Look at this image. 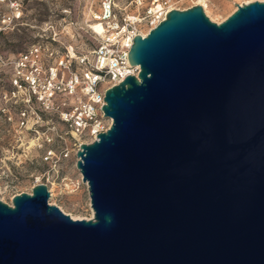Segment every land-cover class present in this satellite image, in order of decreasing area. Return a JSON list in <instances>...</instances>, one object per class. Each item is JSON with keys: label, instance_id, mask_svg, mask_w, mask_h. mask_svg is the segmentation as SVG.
I'll return each instance as SVG.
<instances>
[{"label": "water", "instance_id": "1", "mask_svg": "<svg viewBox=\"0 0 264 264\" xmlns=\"http://www.w3.org/2000/svg\"><path fill=\"white\" fill-rule=\"evenodd\" d=\"M127 62L75 153L92 217L43 184L0 201V264H264V1L170 10Z\"/></svg>", "mask_w": 264, "mask_h": 264}, {"label": "rangeland", "instance_id": "2", "mask_svg": "<svg viewBox=\"0 0 264 264\" xmlns=\"http://www.w3.org/2000/svg\"><path fill=\"white\" fill-rule=\"evenodd\" d=\"M117 19L136 16L140 22L136 31L144 33L152 17L146 14L163 2V10H186L201 6L205 16L216 24L222 23L238 5L264 0H111ZM101 0H0V201L10 205L12 196L30 193L36 182L45 183L48 204L56 206L71 219H89L92 211L88 192L75 168L76 157L59 158V149L69 146V135L62 140L52 137L46 143L41 133L50 126L45 118L29 119L20 125L18 112L24 108L23 94L10 86L11 59L29 44L45 42L53 37L57 47L71 46L77 53H87L97 36L89 29L100 12ZM100 30L99 27L96 28ZM39 115V114H38ZM57 130L61 125L52 121ZM32 125V127H31ZM38 132V135L34 133ZM47 151L59 158L57 166L44 161ZM77 179L79 188L66 191L60 178Z\"/></svg>", "mask_w": 264, "mask_h": 264}, {"label": "built area", "instance_id": "3", "mask_svg": "<svg viewBox=\"0 0 264 264\" xmlns=\"http://www.w3.org/2000/svg\"><path fill=\"white\" fill-rule=\"evenodd\" d=\"M163 2L155 8H148L146 14L152 17L144 33L136 31L140 20L136 16L117 19L111 0H101L100 12L94 22L101 27L95 45L87 53H77L71 46L57 47V41L48 37L43 43L30 44L11 61L10 86L16 93H22L24 106L18 112L20 125L29 119L45 118L50 127L41 133L46 143L51 138L62 140L69 135L71 143L59 149V158L65 160L71 151H78L81 144L92 143L96 136L104 133L111 120L101 111L104 91L117 85L126 76L136 77L137 67L127 62V52L135 35L144 37L164 19L170 10H163ZM39 114V115H38ZM52 121L61 125L57 130ZM32 127V125H31ZM38 135L37 131H34ZM53 151H47L44 161L57 166L59 160ZM66 191L79 188L77 179L61 177L59 180ZM36 184L45 183L36 182ZM9 205V204H8Z\"/></svg>", "mask_w": 264, "mask_h": 264}, {"label": "bare ground", "instance_id": "4", "mask_svg": "<svg viewBox=\"0 0 264 264\" xmlns=\"http://www.w3.org/2000/svg\"><path fill=\"white\" fill-rule=\"evenodd\" d=\"M97 27H99L100 30H97L96 29ZM92 28H93V30H94L95 33H98V34L101 33V27H100V25L98 23L95 24V25H93Z\"/></svg>", "mask_w": 264, "mask_h": 264}, {"label": "trees", "instance_id": "5", "mask_svg": "<svg viewBox=\"0 0 264 264\" xmlns=\"http://www.w3.org/2000/svg\"><path fill=\"white\" fill-rule=\"evenodd\" d=\"M30 45V44H29Z\"/></svg>", "mask_w": 264, "mask_h": 264}]
</instances>
